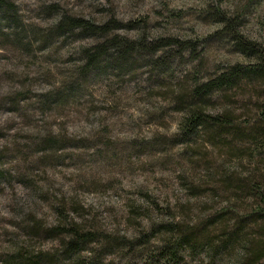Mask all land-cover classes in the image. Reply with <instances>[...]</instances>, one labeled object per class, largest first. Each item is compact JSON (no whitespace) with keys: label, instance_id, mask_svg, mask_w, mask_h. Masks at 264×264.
I'll use <instances>...</instances> for the list:
<instances>
[{"label":"rangeland","instance_id":"1","mask_svg":"<svg viewBox=\"0 0 264 264\" xmlns=\"http://www.w3.org/2000/svg\"><path fill=\"white\" fill-rule=\"evenodd\" d=\"M12 1L18 5L28 29L34 26L48 29L57 23L58 16H50L43 10L51 4H58L64 13L97 22L108 21L113 16L124 22L149 18L150 28L143 23L144 28L138 30L117 31L123 35L149 31L152 35L171 32L195 38L196 32L209 34L215 29L197 15L203 0ZM225 2L240 6L245 0ZM256 5L247 16L244 30L262 38L264 0H256ZM182 8L186 14L180 20L169 18L170 11ZM3 40L1 36L0 264H6L7 256L16 254L23 245L21 242L29 238L27 233L33 225L30 219L43 220L47 227L58 223L53 209L55 200L66 201L71 215L85 218L97 231L127 238L139 237L147 232L151 222L171 221L173 215L177 220L190 216L206 218L226 205L237 204V200H230L222 191L215 196L212 189L221 190L222 186L217 181L221 176L217 168L244 171L249 164L232 157L228 149L203 145L205 137L192 145V150L171 146L173 143L169 141L177 130L178 113L153 97L159 94L149 92L156 88L145 83L146 76L129 75L126 77L129 81L123 84L119 77L105 80L92 73L87 83L90 94L80 93V99L64 90L62 96L68 100L67 106L59 105L58 110L44 113L45 105L38 102L35 92L48 91L66 80L62 72L67 73L78 65V49L92 44L93 40L61 38L51 46L45 45L46 48L38 41L28 49ZM238 59V55L218 42L210 45L205 58L192 63L204 61L205 67L212 71ZM183 69V65L176 66L173 75L180 77ZM50 107L54 108L53 104ZM159 107L164 109V120L156 118ZM48 135L70 138L64 144L67 146L57 152L62 158L56 156V146H40L41 139ZM161 136L166 137L170 146L145 147L146 141ZM213 164L214 168L210 169ZM191 183L199 188L194 189ZM152 198L161 205L170 204L172 216L145 209L132 213V201L142 203V199ZM78 204L79 212L74 209ZM30 245L36 252L55 256L52 264H78L73 258L57 257L61 255L58 238L36 239ZM94 252L103 264H147L143 258L134 260L128 249L105 250L103 243L89 246L82 252V259L88 262ZM200 257L187 254L184 264H198ZM256 264H264V259Z\"/></svg>","mask_w":264,"mask_h":264},{"label":"trees","instance_id":"2","mask_svg":"<svg viewBox=\"0 0 264 264\" xmlns=\"http://www.w3.org/2000/svg\"><path fill=\"white\" fill-rule=\"evenodd\" d=\"M254 6H257L256 0H245L240 6L226 4L225 0H203L197 15L215 29L209 34L196 32L197 36L193 38L171 32L152 35L149 31L123 35L117 31L138 30L143 23L150 28L149 18L124 22L113 16L108 21L97 22L82 15L64 13L58 4L43 7L50 16H58L56 24L48 29L37 26L28 29L18 5L12 0H0V37L3 36V41H13L28 49L38 41L45 47L61 38L93 40L92 44L78 49V65L67 73L62 72L66 80L48 91L35 92L38 102L45 105L42 107L44 113L58 110L59 105L67 106L68 100L62 96L64 90L70 95L77 94L80 99V93L90 94L87 83L92 73L105 80L111 76L119 77L123 84L129 81L127 76L142 74L146 76L145 83L156 88L149 92L159 94L154 93L153 97L163 100L178 113L177 130L169 141L173 143L171 146L192 150V145L205 137L203 145L228 149L232 157L239 158L242 164H249L244 171L217 168V174L221 176L216 180L222 186L221 190L212 189L215 196L222 191L230 196V200H237V204L226 205L206 218L190 216L177 220L173 215L171 221L151 222L147 232L136 238L97 231L85 218L71 215L66 201L55 200L53 209L58 215V223L47 227L43 220L30 219L33 225L27 233L29 238L21 242L23 245L16 254H8L6 264H52L55 256L36 252L28 244L36 239L53 237L58 238L61 246V255L57 257L73 258L78 264H103L96 252L88 262L81 256L89 246L100 243L105 250L108 247L128 249L134 260L143 258L147 264H184L187 254L199 257L207 250L220 255L221 264H256L264 259V37H254L244 30ZM185 14L182 8L170 11L169 18L178 21ZM218 42L225 44L239 59L212 71L205 67L204 61L192 63L195 59L205 58L210 45ZM5 43L8 42L2 44ZM179 65L185 69L180 77L173 75L174 68ZM190 66L193 67L189 69ZM157 112L156 118L164 120V109L159 107ZM164 138L146 141L145 147L170 146ZM67 141L70 142V138L48 135L41 139L40 146H56L57 154L67 146L64 145ZM43 159L45 157L40 160ZM190 185L199 188L194 183ZM141 202L132 201L133 214L143 209L161 216L165 212L168 216L172 214L170 204L161 205L153 198ZM75 206L79 212L80 205ZM158 234L164 237L158 239Z\"/></svg>","mask_w":264,"mask_h":264},{"label":"clouds","instance_id":"3","mask_svg":"<svg viewBox=\"0 0 264 264\" xmlns=\"http://www.w3.org/2000/svg\"><path fill=\"white\" fill-rule=\"evenodd\" d=\"M198 264H221V257L217 256L212 250H207L199 258Z\"/></svg>","mask_w":264,"mask_h":264}]
</instances>
